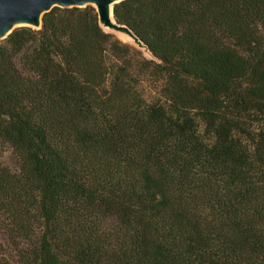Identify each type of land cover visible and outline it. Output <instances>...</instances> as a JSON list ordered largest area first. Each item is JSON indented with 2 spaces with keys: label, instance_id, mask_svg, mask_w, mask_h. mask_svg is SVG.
<instances>
[{
  "label": "trees",
  "instance_id": "1",
  "mask_svg": "<svg viewBox=\"0 0 264 264\" xmlns=\"http://www.w3.org/2000/svg\"><path fill=\"white\" fill-rule=\"evenodd\" d=\"M113 18L0 41V264H264V0Z\"/></svg>",
  "mask_w": 264,
  "mask_h": 264
},
{
  "label": "water",
  "instance_id": "2",
  "mask_svg": "<svg viewBox=\"0 0 264 264\" xmlns=\"http://www.w3.org/2000/svg\"><path fill=\"white\" fill-rule=\"evenodd\" d=\"M122 0H0V41L18 27L26 26L40 29L42 16L54 7L84 8L91 6L97 14L101 29L119 39L125 36L124 43L133 45L146 57L154 59L147 47L126 26L116 23L113 18V6ZM120 40V39H119Z\"/></svg>",
  "mask_w": 264,
  "mask_h": 264
},
{
  "label": "rangeland",
  "instance_id": "3",
  "mask_svg": "<svg viewBox=\"0 0 264 264\" xmlns=\"http://www.w3.org/2000/svg\"><path fill=\"white\" fill-rule=\"evenodd\" d=\"M148 58V57H147ZM2 160L6 161L7 163H9V157H8V153H4Z\"/></svg>",
  "mask_w": 264,
  "mask_h": 264
},
{
  "label": "bare ground",
  "instance_id": "4",
  "mask_svg": "<svg viewBox=\"0 0 264 264\" xmlns=\"http://www.w3.org/2000/svg\"><path fill=\"white\" fill-rule=\"evenodd\" d=\"M118 38L121 40V41H126L127 39L125 38V36L123 35H119Z\"/></svg>",
  "mask_w": 264,
  "mask_h": 264
}]
</instances>
